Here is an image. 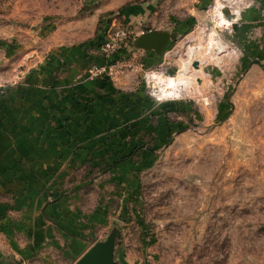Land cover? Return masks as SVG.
I'll use <instances>...</instances> for the list:
<instances>
[{
  "label": "rangeland",
  "instance_id": "rangeland-1",
  "mask_svg": "<svg viewBox=\"0 0 264 264\" xmlns=\"http://www.w3.org/2000/svg\"><path fill=\"white\" fill-rule=\"evenodd\" d=\"M150 31L162 54L135 47ZM82 50L121 107L76 133L94 153L66 179L0 171V264H78L112 238L115 264H264V0H0V108L17 74Z\"/></svg>",
  "mask_w": 264,
  "mask_h": 264
},
{
  "label": "crops",
  "instance_id": "crops-1",
  "mask_svg": "<svg viewBox=\"0 0 264 264\" xmlns=\"http://www.w3.org/2000/svg\"><path fill=\"white\" fill-rule=\"evenodd\" d=\"M11 52L7 49L4 53L7 63ZM92 54L91 50H82L76 56L65 55V59L53 57L36 71L21 78L17 74L13 79L16 85L7 92L8 103L0 108V171L6 172L5 176L11 169L19 170V177L26 179L27 172L35 178L42 174L66 179L68 164L85 161L94 153L90 148L93 142L78 139L76 133L80 131L83 137L85 127L90 129L91 114L105 115L111 108L121 107V95L117 84L108 79L80 80V72L90 63H103L100 58L87 61ZM8 67L6 72L15 73V68ZM20 162L27 165H19ZM20 184L22 181L15 186ZM47 207L42 208L41 215L22 222L25 226L45 228L48 221L55 220V216L46 214L54 206ZM32 233L39 237L44 232Z\"/></svg>",
  "mask_w": 264,
  "mask_h": 264
},
{
  "label": "water",
  "instance_id": "water-1",
  "mask_svg": "<svg viewBox=\"0 0 264 264\" xmlns=\"http://www.w3.org/2000/svg\"><path fill=\"white\" fill-rule=\"evenodd\" d=\"M171 39L166 32L150 31L142 34L135 42V47L146 51L162 54ZM195 68H199L196 64ZM114 238L106 243L95 244L79 261L78 264H115L113 258Z\"/></svg>",
  "mask_w": 264,
  "mask_h": 264
},
{
  "label": "built area",
  "instance_id": "built-area-1",
  "mask_svg": "<svg viewBox=\"0 0 264 264\" xmlns=\"http://www.w3.org/2000/svg\"><path fill=\"white\" fill-rule=\"evenodd\" d=\"M122 35H124V33H122ZM113 43L114 42H106L102 47V53L103 55H105L106 58L112 57L119 50H121L123 48L124 41L122 40L119 43ZM112 68L113 65H110L109 61H107V64L103 66H95L94 64H92L91 66H88L87 68L83 69L80 74V77H82L83 80H94L96 78L104 77L105 75H110ZM154 79L152 77L153 82ZM4 88L5 86L0 82V91Z\"/></svg>",
  "mask_w": 264,
  "mask_h": 264
}]
</instances>
